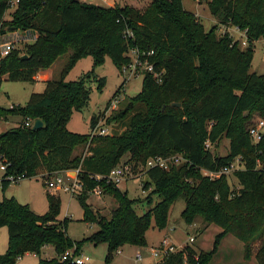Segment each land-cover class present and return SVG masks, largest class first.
I'll list each match as a JSON object with an SVG mask.
<instances>
[{"label":"trees","instance_id":"1","mask_svg":"<svg viewBox=\"0 0 264 264\" xmlns=\"http://www.w3.org/2000/svg\"><path fill=\"white\" fill-rule=\"evenodd\" d=\"M204 1L215 19L207 29L182 8L180 0H149L141 11L83 0H16L6 19L3 14L8 0H0V33L26 30L36 34L0 57V80L5 75L7 80L31 82L38 70L69 50L59 76L45 79L41 91L30 92L23 105L0 106L1 118L20 117L19 124L0 131V162L5 164L0 189L15 182L7 179L8 175L41 180L45 173L78 168L76 177L82 186L74 197L81 209L80 219L96 225L88 235L74 240L66 233L67 217H56L57 196L45 191L42 213L33 212L13 196L1 197L0 226L5 228L6 241L0 264H13L25 252L36 256L35 264H73L61 260L60 254L68 249L72 255L78 254L84 241L104 243L101 264H108L112 252L124 244L144 246V231L150 224L163 228L170 204L177 197L183 200L179 217L184 223L198 217L219 230L209 250H194L186 244L167 252L157 264H207L225 233L241 242L244 258L252 252L256 264H264V129L255 142L247 133L250 114L264 120V73L247 71L251 42L257 38L264 41V0ZM218 25L242 30L244 46L226 31L216 34ZM125 30L131 36L125 35ZM134 47L150 50L148 60L162 73L155 81L144 71L139 90L123 98L106 118L121 122L123 128L92 132L99 117L92 114L87 132L66 129L71 111L84 106L88 98L85 81L95 80L97 90L103 84V77H97L93 67L107 56L118 70L127 62L124 52ZM86 55L91 68L76 79L64 80L73 62ZM24 117L39 119L41 126L31 129L23 125ZM220 137L227 139V152L216 155L208 145ZM79 145L85 146L86 153L73 155V148ZM175 153L183 160L165 169L143 168L148 157ZM124 154L132 168L142 167L145 179L140 186L148 190L144 201L149 203L152 194L158 197L141 213L133 210V199L125 190L104 178ZM235 157L242 166L231 170L237 182L234 190L224 173L213 177L201 173L217 171ZM93 174L100 177L95 179ZM94 185L115 202L108 216L86 202ZM255 241L253 252L251 243ZM44 245L52 247V256H40Z\"/></svg>","mask_w":264,"mask_h":264},{"label":"rangeland","instance_id":"2","mask_svg":"<svg viewBox=\"0 0 264 264\" xmlns=\"http://www.w3.org/2000/svg\"><path fill=\"white\" fill-rule=\"evenodd\" d=\"M86 2H92L102 6L112 5H126L136 10L141 11L144 9L149 0H83ZM182 8L192 12L195 17L202 24L204 29L210 27L215 23V19L209 14L204 0H180ZM12 7H8L3 18L6 19L9 16V11ZM226 31L232 40H236L240 47L245 44V35L242 30H239L233 25L223 26L218 25L215 33L219 34ZM18 34H21L17 30ZM36 34L34 33V36ZM21 40L14 42V46H20ZM241 41H244L241 43ZM252 54L250 63L247 68L248 72L264 73V41L261 38H257L251 42ZM128 50V49H127ZM127 50L124 53H127ZM69 50L60 54L53 59V61L43 70L48 72V78H57L66 61ZM132 56V55H130ZM120 67V66H119ZM91 68V61L88 55L79 57L69 67L65 73L63 79L71 80L76 79L82 73ZM119 69V68H118ZM93 73L97 77H103V84L100 90L95 88V80L88 79L85 81V86L88 89V98L84 106L78 110H72L67 121L65 122L66 129L84 133L89 130V117L92 114H98L97 126L106 129L107 133L119 132L123 125L118 121H106V118L111 112H113L123 102V98L129 97L135 94L139 90L141 75H128L118 72L117 68L112 64L110 59L105 56L102 63L93 67ZM123 80L122 86L119 91L112 97L106 107V101L111 97L116 87ZM43 81L37 79L33 81H15L7 80L5 75L1 76L0 80V106L7 107L9 103L23 105L30 92H39L43 88ZM4 119H0V131L8 127L14 126L19 122L20 117L18 115H8ZM261 117L256 114H250L247 128L254 126L256 120ZM17 125V124H16ZM264 129V126H263ZM262 130V127H261ZM251 140V139H250ZM252 141V140H251ZM208 148L213 154L222 155L227 152V139L220 137L217 142ZM85 146L79 145L73 148L72 154L78 155L79 153H86L84 151ZM126 154H124L119 162L115 165L124 163L131 166V162L126 161ZM240 160H234L232 162L233 169L240 168L242 165ZM142 167H130L129 174L121 180L117 187L120 190H125L126 195L133 199L132 208L136 213L143 212L149 205H151L158 197L155 194L151 195V201L145 202L143 197L148 190L141 189V181L145 179V176L141 173ZM73 170V169H69ZM63 171V172H62ZM60 173L66 179H70L73 175L68 170L66 176L64 170ZM0 170V175H1ZM225 179L229 187L234 190L237 187L236 179L231 174V170L224 173ZM36 176L22 177L15 182H10L1 190L0 198L13 196L21 203H27L34 208L35 212L42 213L46 209L45 190L47 189L44 183ZM54 196H57L59 202V210L56 217H67L66 233L74 240L80 239L88 235L96 228L94 223H88L81 220V209L74 196H68L65 191H55ZM97 197V198H96ZM86 202L92 207L93 210H97L100 214L108 216L109 210L114 206L115 202L113 198L107 194L101 193L99 196L88 194ZM183 207V200L177 197L170 204L166 224L163 228L157 229L150 224L144 231L145 245L142 247L136 246L134 249L131 246L125 245L124 247L117 248L118 252H112L111 259L108 264H154L155 260L148 254L150 247L156 246L162 237L168 238V243L172 244L173 248H180L184 244H190L194 250H209L211 247L213 235L219 230V227L209 223L205 225L200 218L196 217L192 223L186 224L179 217V211ZM191 236L193 240L186 242V237ZM5 243V229L0 226V252L4 250ZM257 241L251 243V251L254 252ZM138 250L141 259L135 260L134 251ZM46 255L50 253V249L45 250ZM105 253V244L98 243L93 245L88 241H84L79 249L78 256H86L88 259L83 264H101L103 255ZM40 256L43 257L42 252ZM36 257L30 254H22L20 257L15 258L13 264H35ZM207 264H256L253 253L248 258H244L242 255V244L239 240L233 237L229 233H225L215 246V251L211 254Z\"/></svg>","mask_w":264,"mask_h":264},{"label":"built area","instance_id":"3","mask_svg":"<svg viewBox=\"0 0 264 264\" xmlns=\"http://www.w3.org/2000/svg\"><path fill=\"white\" fill-rule=\"evenodd\" d=\"M16 0H8V7H12ZM21 34H18L17 30H11L6 31L4 33H0V57L3 56L8 52L10 48L14 46V42L19 40H30L34 37V33H30L26 30H19ZM124 34L127 36H131V33L128 30L124 31ZM245 38V37H244ZM246 40V39H245ZM244 41H241L243 43ZM127 55V62L120 65L118 72L122 74H128V75H142L144 71L148 72L151 77L155 81L160 80V76L162 73V70H156L153 67V64L148 60V56L151 54L150 50H143V49H137L134 48H128L127 53H124ZM132 55V56H130ZM12 106V103L8 104V108ZM6 121L5 118H1ZM33 122V119L30 117H24L22 120V124L25 126H31ZM97 122V121H96ZM19 124V123H16ZM15 124V125H16ZM14 125V126H15ZM97 124L95 123L92 127L91 131L96 132L98 134L107 133L106 129L103 127H98L96 129ZM264 121L262 122L260 119L256 120L254 123V126H251L247 128V133L252 140V142H255L260 137V133L263 131ZM262 127V130H261ZM204 145L207 146L208 142L205 140ZM183 160V158L179 154H171L169 156H151L146 158L143 164V168L151 167V166H157L159 168H168L169 165L175 164L177 162H180ZM234 160H238V157H235L233 160L228 162L226 165L221 166L217 171H207V170H201L202 174L208 175L209 177L217 176L220 173H226L233 169L232 162ZM5 164L0 162V170L1 172L4 169ZM131 166L128 164H118L114 165L109 169V171L105 174L104 178L106 182H110L113 185H117L121 180H123L128 174L129 169ZM78 168H75L73 170H68L70 173H72V177L70 179L64 178L61 171H54L50 173H45L44 177H42V183L46 186V191L49 194H54L56 191H65L67 192L68 196H74L78 193L80 190L82 184L80 180L76 177V172ZM64 170V174L66 176L67 172ZM63 172V171H62ZM93 178L97 179L100 176L97 174L91 175ZM9 180H18L20 177L15 176L12 177L11 175L6 176ZM88 194L99 196L101 194L100 187L98 185H94L88 190ZM193 240V237L188 236L186 237V242H190ZM182 245L180 248H173L172 244L168 243V238L166 236L162 237L161 240L157 243L156 246L150 247L148 249V254L155 260L154 264H157V262L161 261V259L165 256L167 252H172L175 250L182 249ZM190 245V244H188ZM118 249L114 250V253H117ZM134 258L135 260H140L141 256L138 250L134 251ZM61 260H68L69 262L73 264H83L88 258L86 256H78V255H72L71 250H65L62 254H60ZM183 264H186L185 261H183Z\"/></svg>","mask_w":264,"mask_h":264},{"label":"crops","instance_id":"4","mask_svg":"<svg viewBox=\"0 0 264 264\" xmlns=\"http://www.w3.org/2000/svg\"><path fill=\"white\" fill-rule=\"evenodd\" d=\"M35 79H37V80H39V81H44L45 79H48V72L47 71H45V70H38L36 73H35V75H34V80ZM46 191V190H45ZM70 197V196H69ZM97 198V197H96ZM18 201V200H17ZM20 202V201H19ZM23 203V202H22ZM29 207H30V209L33 211V212H35L34 211V208L31 206V205H28ZM35 213H38V212H35ZM58 218V217H57ZM5 229V228H4ZM5 241H6V232H5ZM125 245H128V244H124V245H122V246H120V247H124ZM128 246H131V245H128ZM119 247V248H120ZM131 247H133L134 249L136 248V246H131ZM4 248H5V243H4ZM47 249H50V253L49 254H47L46 255V253H45V250H47ZM121 249V248H120ZM42 252V254H43V257H50V256H52L53 255V250H52V247L50 246V245H44V246H42V248H41V251H40V253ZM24 254H30V255H32V256H34V257H36L33 253H30V252H25ZM36 262V261H35Z\"/></svg>","mask_w":264,"mask_h":264},{"label":"water","instance_id":"5","mask_svg":"<svg viewBox=\"0 0 264 264\" xmlns=\"http://www.w3.org/2000/svg\"><path fill=\"white\" fill-rule=\"evenodd\" d=\"M23 56V55H22ZM176 105H178L177 103H176ZM41 126V121L39 120V119H33V122H32V124H31V126H30V128L31 129H35V128H38V127H40Z\"/></svg>","mask_w":264,"mask_h":264}]
</instances>
